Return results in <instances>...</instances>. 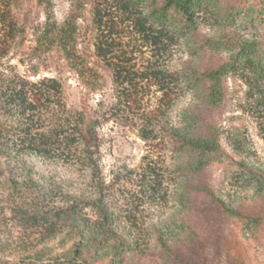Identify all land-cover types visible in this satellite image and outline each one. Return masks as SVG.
Here are the masks:
<instances>
[{"label": "rangeland", "instance_id": "1", "mask_svg": "<svg viewBox=\"0 0 264 264\" xmlns=\"http://www.w3.org/2000/svg\"><path fill=\"white\" fill-rule=\"evenodd\" d=\"M118 1L0 0V264H264V0H206L193 28L156 43ZM217 69L212 104L194 80ZM153 70L179 79L169 106ZM11 88L24 105L4 104ZM152 112L164 130L215 131V149L142 139ZM48 130L53 146L30 152ZM72 205L99 232L81 254L73 226L47 238L13 212Z\"/></svg>", "mask_w": 264, "mask_h": 264}, {"label": "trees", "instance_id": "2", "mask_svg": "<svg viewBox=\"0 0 264 264\" xmlns=\"http://www.w3.org/2000/svg\"><path fill=\"white\" fill-rule=\"evenodd\" d=\"M153 0H119L118 8L124 12L130 19L132 26L143 36L150 38L154 43L161 41L164 37L172 39L175 32L185 33L193 28L196 24L197 13L205 6L206 0H163L160 6H154ZM62 50L68 54L67 45H61ZM0 50L5 52L0 45ZM260 59H264V49L261 52ZM259 59L252 62L257 71L261 72L262 65ZM221 69L212 72L204 73L195 82L204 81L208 83L207 100L209 103H216L220 98L221 85ZM151 78L153 83L158 86V89L163 92V104L166 106L171 105V92L178 88L179 79L174 77L173 74L164 71H151ZM189 81H187V84ZM1 89V88H0ZM7 89V88H6ZM2 99L5 105L18 106L24 105L26 102L25 97H22L20 91L10 89V93L4 92ZM1 97V95H0ZM1 100V99H0ZM28 103V102H27ZM152 116L145 119L143 128L140 130V137L147 140H156L157 144L169 145L170 150L174 154L183 153H196L203 156L204 153L214 150L217 145L216 132L211 134L194 132L189 130L190 122L185 119L184 125L172 127L168 130L161 129L155 125L157 115L152 112ZM79 122L75 121L72 127L73 134H76L75 139L80 142H87L86 135L83 133ZM17 131H14L16 136L25 133V136H31L27 127L18 126ZM53 130L37 133L36 138H31L27 141L26 148L30 152L42 153L47 151L53 146V136L57 138V134L52 133ZM199 162V161H198ZM197 162V163H198ZM197 165H189L188 170L196 168ZM13 212L18 220V225L23 230H30L36 232H43L47 238H53L56 234L60 233L63 229L73 226L81 235V240L78 241L76 253L81 254L85 249L93 246L89 239H94L99 232L94 229L93 225L88 221H82L78 215L77 208L70 206L68 208L59 209L55 212V216L42 214L37 211H29L26 209L14 207ZM103 219L107 217L102 214ZM0 238V251H3ZM57 262L59 261H55ZM42 264V263H41ZM63 264V263H62ZM64 264H81L74 260H67Z\"/></svg>", "mask_w": 264, "mask_h": 264}]
</instances>
